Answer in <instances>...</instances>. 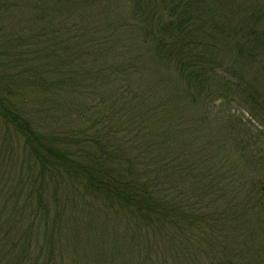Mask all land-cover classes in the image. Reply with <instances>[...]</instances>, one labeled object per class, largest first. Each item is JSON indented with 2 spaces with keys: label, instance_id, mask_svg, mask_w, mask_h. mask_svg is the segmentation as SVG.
Wrapping results in <instances>:
<instances>
[{
  "label": "trees",
  "instance_id": "obj_1",
  "mask_svg": "<svg viewBox=\"0 0 264 264\" xmlns=\"http://www.w3.org/2000/svg\"><path fill=\"white\" fill-rule=\"evenodd\" d=\"M126 3L129 24L111 21ZM219 120L235 136L188 138ZM0 121L20 152L0 159V264L53 263L60 205L84 208L87 245L122 232L123 260L157 242L234 264L245 229L264 264V178L243 192L246 166L264 172V0H0Z\"/></svg>",
  "mask_w": 264,
  "mask_h": 264
},
{
  "label": "rangeland",
  "instance_id": "obj_2",
  "mask_svg": "<svg viewBox=\"0 0 264 264\" xmlns=\"http://www.w3.org/2000/svg\"><path fill=\"white\" fill-rule=\"evenodd\" d=\"M257 1L262 2L263 0H257ZM117 10L115 11V13H117L116 16H119V17H116L114 15L115 17L111 21H114L119 18V19H122L123 22L129 24L130 18H129L128 12L130 10V5L126 3L125 5H122L121 8H117ZM111 21H109L110 27L113 25ZM136 33L137 32L135 31L129 33L130 38L133 41V43H135L134 37ZM104 55L105 54L101 52L98 62L101 64V68H103L104 66L105 69H108L109 66L114 64V62L110 58V59H106L105 61L107 62L105 63L103 61ZM113 86L115 87L114 84ZM137 89L139 90V92H141V94L147 93L148 95L146 96L144 101L142 100V102L154 103V100L157 101L156 94H152L151 91L148 90L147 87L140 86ZM170 95L172 96L171 93ZM165 97H166L165 95H160V98L162 99H165ZM173 109H174V114H175L174 115L175 120H178L179 118H181L182 120H187V121L190 120L191 124H193L192 120L195 121L199 119V117H201L199 111L197 110L188 109V111L185 112L184 107H179V108L173 107ZM215 111H218L217 108H215ZM30 112H32V110H30ZM196 113L197 115H195ZM32 122L34 123V125L36 126L38 130H40L41 128V131L48 129V130H53V132H56L58 131V128H61L60 120H32ZM48 125L50 126L48 127ZM221 125H222V120L213 121L211 123H208L204 127L200 128V130L199 128L196 127L197 125H194L196 131L191 132L192 130V127H191L190 132L187 134V136L189 139L195 140L194 143L195 142H205L204 140L207 139V135H211L219 139H224V141H226L228 138L230 139L231 137L235 136L234 134H231L230 132L221 129L222 127ZM79 126L80 125H77V127ZM3 127H4V124H2L0 121V159L5 154L3 149H7V148L12 149L17 155H20L17 144L14 145L13 143L15 142L11 144L9 137L6 134L5 128ZM206 129H211L213 130V132L208 133L206 132ZM20 163H21L20 161H15L13 166H19ZM246 168H247L246 170L248 174L243 179V182L245 184V189L243 192H245L246 189L248 190V188L251 186L250 184L251 181L256 182L264 178V172H261V173L254 172V171L251 172V170L254 168L249 167V166H246ZM238 170H239L238 166H236L235 168H232L231 172H234L233 177H238ZM15 176H16L15 172H12V178L8 175L7 177L8 185L11 183V182L9 183L8 180L10 179L13 180ZM234 187H236L235 184H234ZM50 207H51V204H50ZM59 209L60 211L61 209H64L62 212V217L59 215V220L53 225L56 227L55 229L56 233H58L57 230L60 227V233H58L59 237H57L58 252L55 254V258H54L55 260H53V263H50V264H144V262L148 264H153L154 262H156L155 264H186L184 263V260L186 258L183 256L184 254L182 255V253H180L179 255H176L177 256L176 258H170L172 256L171 254L176 252L175 244L174 245L172 244L170 247L169 243L167 245L161 246V245H158L157 242L156 244L155 243L152 244L151 246L152 248H150V245H148L147 243L144 245L146 246L145 249L148 252L145 250V252H142V254L140 255L134 254V256L132 255L131 259H129L127 255L125 259L123 260L122 257L125 254L124 250H126V248L124 249L121 246V244L118 242H120L124 234L116 229L113 230L114 233L116 234L115 238L111 234L110 238L106 236L104 239H102L105 241V242L103 241L104 244H102L103 243L102 242L99 245V241H102V240H95L92 242L91 245L90 244L87 245L85 243H91V242H88V239L85 235V228H86L88 218H87L84 208H82L81 206H75V207L68 206L67 208H62V205H60ZM47 215L49 216L50 221L51 219L54 218V212H53L52 207H51V210H49ZM260 218H261L260 222H261L262 231L264 232V226H263L264 217H260ZM26 223H29V220H26ZM255 227H258V230L256 229V232H260L259 225L256 224ZM245 233H246L245 229H242L240 236L237 233L235 234L232 232L230 233L228 246H227L229 247L227 249L228 250L227 254H231L233 250L237 252V253L232 252L233 259L231 260H234L233 262L234 264H249V259H252L251 255L248 253L250 252V247L252 246L251 239L248 240L249 236L248 237L244 236ZM260 234H261L260 236L262 237L258 240L259 246L257 247V249L260 252L261 258H263L262 262H264V233L261 232ZM165 250L167 254L163 255V252ZM168 256H169V259H168ZM205 258H206L205 261L207 262V264H221L220 263L221 256L218 257V254L217 255L214 254V256H211L209 258L206 256ZM257 261L259 262V260ZM41 263L43 262L41 261Z\"/></svg>",
  "mask_w": 264,
  "mask_h": 264
}]
</instances>
